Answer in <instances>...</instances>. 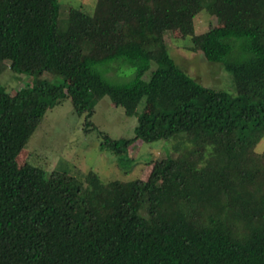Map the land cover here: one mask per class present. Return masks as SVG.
Masks as SVG:
<instances>
[{"label":"trees","instance_id":"trees-1","mask_svg":"<svg viewBox=\"0 0 264 264\" xmlns=\"http://www.w3.org/2000/svg\"><path fill=\"white\" fill-rule=\"evenodd\" d=\"M203 13L226 24L196 34ZM172 28L223 65L236 94L148 41ZM6 61L38 81L13 93L0 80V264H264V0H98L96 15L63 19L59 0H0V79ZM118 70L126 81L109 79ZM105 97L132 114L150 107L134 138L102 135L121 167L137 143L175 142L147 181L90 172L77 188L66 172L20 167L50 110L71 98L92 131Z\"/></svg>","mask_w":264,"mask_h":264},{"label":"rangeland","instance_id":"rangeland-1","mask_svg":"<svg viewBox=\"0 0 264 264\" xmlns=\"http://www.w3.org/2000/svg\"><path fill=\"white\" fill-rule=\"evenodd\" d=\"M59 3L63 19L71 9L81 10L90 16L96 15L98 0H59ZM225 24L223 16L203 13L195 19L196 34ZM138 26L135 28L140 33L142 29ZM149 40L157 42L156 49L166 43L177 65L201 85L236 94L232 76L222 64L209 62L200 52L191 51V38L185 37L182 28H172L168 32L155 29L151 32ZM4 65L6 68L0 80L8 92L15 93L28 85L33 87L38 81L27 74L14 72L11 62L6 61L2 66ZM155 68L154 65L153 69ZM124 71L127 76H132L135 72L130 67ZM122 72L118 70L116 79H109L126 81L122 79ZM150 74L151 72L145 76L146 80L150 78ZM39 79L52 82L56 79V83L62 82L50 73L40 75ZM145 102L144 100L140 104L137 114H132L114 103L110 97L103 98L96 105L91 119L95 129L91 131L93 127H86L85 115L75 111L71 98L66 99L47 113L42 124L31 135L18 158L20 167L29 163L44 169L47 176L54 171L66 172L76 177L77 188L83 186L90 172L98 174L104 182H130L136 179L147 181L155 162L173 153L175 146L173 140L150 144L137 143L130 150L128 156L130 161L126 167H121L120 157L101 149L102 135L117 140L135 137L139 115L150 110L149 106H145ZM257 152L264 153V139L258 145Z\"/></svg>","mask_w":264,"mask_h":264}]
</instances>
